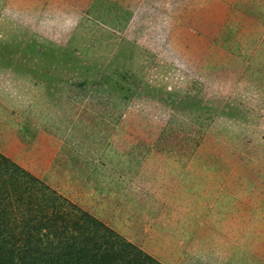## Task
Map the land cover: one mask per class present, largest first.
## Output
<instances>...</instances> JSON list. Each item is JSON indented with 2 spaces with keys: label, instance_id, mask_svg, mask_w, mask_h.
<instances>
[{
  "label": "trees",
  "instance_id": "1",
  "mask_svg": "<svg viewBox=\"0 0 264 264\" xmlns=\"http://www.w3.org/2000/svg\"><path fill=\"white\" fill-rule=\"evenodd\" d=\"M0 27L149 49L48 108L0 80V264H264V0H0Z\"/></svg>",
  "mask_w": 264,
  "mask_h": 264
},
{
  "label": "rangeland",
  "instance_id": "2",
  "mask_svg": "<svg viewBox=\"0 0 264 264\" xmlns=\"http://www.w3.org/2000/svg\"><path fill=\"white\" fill-rule=\"evenodd\" d=\"M8 31L9 29L0 27V42L10 43V45H6L12 47L9 52L0 50V60L2 59L0 80L9 83L6 89L12 88L14 96L19 100L37 99L40 103L45 102L44 108L50 107L51 103L62 98L60 79L66 78V76H80L84 79L97 81V75L102 76L108 71L112 73L115 70L121 73L123 70L129 69L130 64H135L134 54L137 50H141L142 53L149 50L146 47V41L143 39L135 41L133 34L126 37V41L117 53L100 55L99 53L88 54L82 50L81 45L70 43L71 34L67 38L45 35L42 37L46 38L45 41L37 44L32 42L34 35L26 34L28 32L25 33V30L16 33ZM50 41L56 43L55 47L47 46ZM141 64L142 61L139 60L136 65L140 66ZM15 66L28 68L27 74L16 70ZM155 73V70L150 68L149 73L142 71L137 77L143 79L144 87L146 84L150 85L146 89L157 94L162 102L167 101L170 94L172 97H176L182 92L185 93L183 90L188 88L187 84L184 85L172 74L162 72L156 77ZM155 78L158 81L152 82L151 80ZM38 80L41 82L39 83ZM168 100L170 103L173 101L170 98ZM154 102L159 105L158 102ZM176 105L177 108L181 107L178 103Z\"/></svg>",
  "mask_w": 264,
  "mask_h": 264
}]
</instances>
